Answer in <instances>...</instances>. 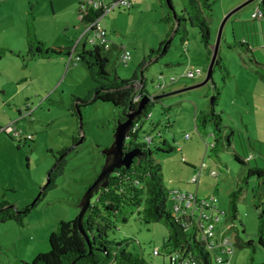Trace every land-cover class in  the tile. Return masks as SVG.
<instances>
[{
  "label": "rangeland",
  "instance_id": "rangeland-1",
  "mask_svg": "<svg viewBox=\"0 0 264 264\" xmlns=\"http://www.w3.org/2000/svg\"><path fill=\"white\" fill-rule=\"evenodd\" d=\"M83 1L0 0V49L7 50L0 61V202L5 198L19 208L31 205L47 184L59 153L67 149L63 176L54 189L42 196L24 225L0 226V264H30L37 256L50 252L51 234L59 222L78 217L80 199L105 164L102 152L114 143L115 129L122 117L119 108L102 102L83 107L81 131L78 119L69 110L73 97L85 98L94 87L87 69L77 63L76 54L72 65L65 58L25 59L28 25L36 28L39 39L48 48H75L85 31L78 17ZM249 1L211 0L212 47L217 46L227 16ZM262 1L244 6L225 24L219 56L228 67L230 79L224 81L217 68L207 84L204 83L211 58L201 43L199 30L186 27V47L184 27L167 39L172 25L164 22L169 11L161 0H134L131 10L115 8L100 21L107 40L114 44V50L104 54L110 59L109 70H116L124 80L132 79L135 72L141 77L139 66L144 59L158 50L162 42H171L167 54L157 62H149L144 70L148 94L160 99L154 102L152 118L143 125V132L154 135L155 143L166 140L175 148L172 153H160L152 146L154 158L162 167L165 188L170 192L197 193L200 201L216 199L217 210L222 213L216 225L217 235H230L235 243L253 241L256 245L254 254L249 247L235 245L230 264H264V246L258 242L259 217L264 210V176H253L246 182L252 167L264 171V70L256 64L264 66V32H258L259 43H254L252 53L239 45L229 47L247 42L244 38L251 39L254 32L249 29L256 23L264 25V19H252ZM175 9L180 14L178 4ZM92 47L87 44L86 48ZM78 48L82 49L83 43ZM122 48L132 57L127 66L120 63ZM197 72L201 75L188 77ZM164 80L169 85L160 90L158 85ZM218 93L214 110L222 115L224 139L220 151L215 153L212 128L199 131L196 117L212 110ZM27 103L32 115L20 120L14 105ZM10 124H15L24 139L31 136L32 140L19 142L3 132V127ZM186 136L191 137L190 141L185 140ZM74 138L78 139L77 144ZM138 142L144 143L143 134ZM236 155L245 162L251 159V164L237 162ZM203 164L206 169L198 186L191 184ZM213 171L216 177L211 176ZM239 187L242 193L236 232L232 228L234 222L225 213L229 211L230 194ZM5 189L10 193H5ZM95 201L96 197L92 202ZM109 236L115 242L128 240L129 251L150 264H170L169 257L163 255L167 254L164 243L168 231L160 224H146L135 214L128 224L117 223ZM155 250L162 255L155 256ZM212 264L216 262L213 260Z\"/></svg>",
  "mask_w": 264,
  "mask_h": 264
},
{
  "label": "trees",
  "instance_id": "trees-1",
  "mask_svg": "<svg viewBox=\"0 0 264 264\" xmlns=\"http://www.w3.org/2000/svg\"><path fill=\"white\" fill-rule=\"evenodd\" d=\"M161 2L164 8H168V2L174 8L176 4L181 8L180 14L176 11V18L168 9L169 12L165 16L164 22L171 24L172 28L167 35V39L179 34L181 27H184L183 41L186 44V27L189 25L197 28L201 43L212 59L215 47H212L211 42V24L213 22V3L211 0H161ZM260 10L264 17V1L260 5ZM103 15L104 12L102 11L91 13L81 23L83 25L92 24L101 19ZM253 21L256 22L258 20ZM251 30L254 31V26L251 27ZM26 42L28 51L25 59L27 60L65 58L69 61L76 54L79 62L87 69L94 87L89 91L87 97L72 98L69 110L72 112L73 117L79 119L83 107L102 102L119 108L122 113L120 118L122 122L126 121V115L139 105V101L136 98L149 95L143 75L145 67L149 62L151 63L153 60L157 62L158 58H163L171 45V42L166 40L161 43L158 50L151 51L150 55L139 66V69L142 70V77L135 72L132 79L124 80L119 77L116 70H113V72L109 70L110 59L104 55L114 50L113 43L108 45V48L106 45H102V47L97 45L90 50H87L86 46L82 49H74L72 47L48 48L46 43L39 39V35L33 25H28ZM237 45L242 48L246 47L250 53L253 52V46L246 42L229 45V47L232 49ZM123 50L122 48L120 63L124 53ZM6 53L7 50L0 49V61L6 56ZM256 64L264 70L263 65H259L257 62ZM217 68L223 74L224 81L230 79L228 67L220 56L214 67L213 74ZM140 78L142 81H140ZM138 87L140 89H137ZM218 96L219 93L214 98L213 108L210 112H202L196 117V125L199 131L206 129L208 126L212 128L214 137L212 151L215 153L220 151V146L224 139L222 115L216 114L214 110L219 100ZM159 99L160 97H153V102L134 120V124L144 125L147 122V116L152 114L151 108L154 102ZM79 129L81 131L82 127L79 126ZM141 134L143 136L151 135V133H144L143 130L140 133H131L125 150L130 151L138 148L145 154L146 158L142 159L141 162L136 160L130 170L121 169L116 171L110 178L109 187L100 189L96 193L94 196L96 201L92 202L83 220L84 233L79 229L78 217L74 221L59 222L56 230L50 236V252L37 256L30 264H150L144 258L129 251L128 240L120 242L110 240L109 235L115 229L116 224H128L135 214H138L146 224H160L167 229L168 237L164 243L165 253L171 254L181 251L198 264L213 263V257L206 251V245L200 241L201 233L193 220L186 216L175 218L171 212L172 192L163 185L162 167L154 158L152 146L155 145L160 153H172L175 148L166 140L158 143L154 141L152 144L139 143L138 138ZM76 142H78V139L74 138V143ZM66 153L67 149H64L56 158V165L51 173L50 184L43 195L47 191L54 189L58 178L63 176L67 165ZM235 159L241 164L249 165L252 161L251 159H246L247 162H245L239 155H236ZM253 176L262 178L264 171L258 166L252 167L248 172L246 182ZM5 193H10V190L5 189ZM241 193L242 187H239L237 191L230 194L229 211L225 213V216L234 222L232 228L236 232L239 227L235 222L238 218V201ZM40 201L41 199L26 208H19L3 198L0 202V226L7 223L23 226L28 214L37 207ZM235 239H238L237 233L235 234ZM258 242L261 246H264V210H262L259 217ZM235 245L249 247L252 249L253 254L256 251V245L253 241L242 244L236 241Z\"/></svg>",
  "mask_w": 264,
  "mask_h": 264
},
{
  "label": "built area",
  "instance_id": "built-area-1",
  "mask_svg": "<svg viewBox=\"0 0 264 264\" xmlns=\"http://www.w3.org/2000/svg\"><path fill=\"white\" fill-rule=\"evenodd\" d=\"M81 7L78 12V17L80 22H83L86 17L90 16L91 13L104 12V15L101 19L108 13L114 11L115 8L131 10L133 8V0H84L81 4ZM263 13L260 9L253 13V20H262ZM99 19L98 21L92 24L85 25V31L81 37V40L77 43L74 49H78L80 44L86 39L85 44L91 46L97 45H106L108 48L111 44L107 40V32L102 28ZM187 43L185 44V47ZM73 57V56H72ZM72 57L69 60V65L73 64ZM132 59L131 54L124 50V54L121 57V63L127 66ZM77 63L79 58L76 56ZM197 75H201L200 72L189 73L188 77L193 78ZM172 83L176 82V79L171 80ZM169 84L167 80H164L163 83L158 85L160 90H165ZM142 97L138 96L137 101H140ZM27 115H31L30 109L22 111L20 113V118L24 119ZM152 118V114L147 116V121ZM156 127V126H154ZM143 130L142 124H134L132 134L140 133ZM8 135H12L15 139L20 141L32 140L31 136H27L26 139L22 137V132L15 128V124H10L7 127L2 129ZM157 136H161V133H158ZM161 138V137H160ZM191 137L186 136L185 140L190 141ZM156 137L154 135H145L144 142L152 144ZM181 152V149H179ZM206 169V165L203 164L200 171L192 178L191 184L197 185L200 182L202 171ZM211 176L216 177V172H211ZM172 206L171 212L175 218H180L183 216L189 217L197 225L201 233V242L206 245V251L210 253L213 257V260L216 264H230L231 258L234 255L235 242L233 241L232 236L220 234L217 235L216 225L220 223L221 214L217 210L216 199L200 201L197 198L196 194H183L181 192H172ZM211 250V252L209 251ZM155 256H161L162 253L159 250L154 251ZM169 257L170 264H198L191 257L186 256L185 253L178 251L171 254H163Z\"/></svg>",
  "mask_w": 264,
  "mask_h": 264
},
{
  "label": "water",
  "instance_id": "water-1",
  "mask_svg": "<svg viewBox=\"0 0 264 264\" xmlns=\"http://www.w3.org/2000/svg\"><path fill=\"white\" fill-rule=\"evenodd\" d=\"M253 1H255V0H250L249 2H247L242 7L236 9L235 11L230 13L227 16V18L224 20V23H223L221 30H220V33H219L217 46L215 47L210 66H209V69L207 71V79H206L204 84H207L213 80V70H214L216 62L218 60V57H219V45L221 42V37H222L223 28L225 27V24L232 17L233 14H235L240 9H242L244 6L248 5L249 3L253 2ZM168 9L173 13V16L176 18V16H177L176 10L173 7V5L170 4V2H168ZM140 81H142L141 78H140ZM151 102H153V97H151L149 95H143L142 96L141 100L139 101V105L137 106V108L126 115V121H124V122L120 121L118 123V126L115 129L113 145L110 148H108L102 152L103 156L105 157V164L102 167L101 172L99 173L96 180L89 186V188L84 193V195L80 201V204H79V211L80 212L78 215V220H79V229L82 233H84V230H83L84 217H85L86 213L88 212V210L90 209V207L92 205V200H93L94 196L96 195V193L100 189H107L109 187L110 178L116 171L121 170V169L130 170L132 168V166L134 165L136 160L138 162H141L142 159L146 158L145 154L140 149L136 148V149H133L130 151H126L125 147H126L127 142L130 139V134H131V132L133 130V126H134V120L137 117H139L147 109V106ZM213 102H214V99H213ZM82 120H83L82 115L80 114L79 119H78L80 127H82ZM52 171L48 175L47 184L42 189L41 193L39 194L38 198L33 202V204L42 198L43 193L46 191L48 185L50 184V178H51Z\"/></svg>",
  "mask_w": 264,
  "mask_h": 264
},
{
  "label": "crops",
  "instance_id": "crops-1",
  "mask_svg": "<svg viewBox=\"0 0 264 264\" xmlns=\"http://www.w3.org/2000/svg\"><path fill=\"white\" fill-rule=\"evenodd\" d=\"M264 1V0H263ZM263 1L260 3V5L263 3ZM133 4H134V0H133ZM260 5H259V7L257 8V10L258 9H260ZM256 10V11H257ZM256 11H254V12H256ZM253 15V14H252ZM246 27V26H245ZM251 29H249V31H250ZM260 30H261V32H264V25H263V22H261L260 23V25H258L257 23H256V25H254V31H252L251 30V32H254V34L252 35V37H251V39H249V38H244V41H247L246 43L247 44H249L250 46H253L254 45V43H256V45H258V43H259V36H256V34H258V32H260ZM247 31H248V28H247ZM238 35V34H237ZM255 37H256V41H255ZM254 39V40H253ZM261 40V39H260ZM83 43V47H87V44H85L84 42H82ZM81 43V44H82ZM80 44V45H81ZM253 50V49H252ZM75 55V54H74ZM22 105V106H21ZM14 112L17 114H19L20 115V113L22 114V111H25V110H27V109H30V111L32 110L31 109V105H30V103H27L26 105L24 104H18V105H14ZM13 111V110H12ZM31 115H32V111H31ZM20 120H21V118H19ZM20 120H18V121H20ZM4 128V127H3ZM181 151H182V149H181Z\"/></svg>",
  "mask_w": 264,
  "mask_h": 264
}]
</instances>
